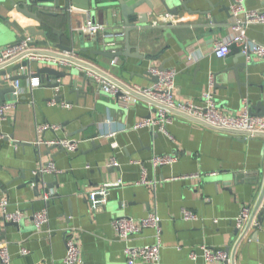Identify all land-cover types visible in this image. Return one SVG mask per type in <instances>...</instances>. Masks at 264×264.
Wrapping results in <instances>:
<instances>
[{"label":"crops","instance_id":"1","mask_svg":"<svg viewBox=\"0 0 264 264\" xmlns=\"http://www.w3.org/2000/svg\"><path fill=\"white\" fill-rule=\"evenodd\" d=\"M149 1L153 9L145 3L138 8L146 14L142 24L145 30L133 32L131 43L138 44L141 52L160 53L158 58L139 65L134 58L111 60L89 52L80 57L103 66L127 84L141 86L153 83L141 73L163 63V68L177 70L176 100L199 101L203 92L210 91L228 114L238 113L244 105L249 106V101L261 97L262 58L247 61L235 45L222 59L213 54L216 40L234 34L222 9L229 7L230 0H165L176 13L168 11L160 0ZM132 2L126 0L127 4ZM209 3L216 5L210 14L216 22L211 26L199 12L208 9ZM244 4L248 9L264 11V0H245ZM164 13L174 16L173 20L158 21L157 16ZM9 14L19 28L35 25L14 10ZM154 21H158L157 28L149 29ZM245 35L249 42L264 45V23L247 26ZM240 63L246 66L239 70L237 79L232 72L229 78L218 74ZM40 65L33 63L30 72ZM46 79L44 76L33 86L28 79H20L15 107L0 118V200H7V211L20 210L24 215L18 226L9 225L0 208V241L7 243L11 264H67L66 236L75 240L81 264H232L205 260L202 245L226 250L234 264H264V134L250 137L215 130L180 116L166 124L167 133L150 127L134 128L140 118L154 115L145 102L124 106L114 96L102 93L94 82L87 84L85 97L77 98L67 86L46 87ZM44 123L57 124L60 129L39 131ZM55 137L77 140V149L68 152L55 148L45 153L48 145L44 141ZM15 140L23 143L16 144ZM169 154L176 157L171 164L152 165L153 155ZM48 162L56 171L42 175L40 194L35 195L32 185L25 181ZM142 169L154 186L137 184ZM231 175L234 178L227 188L222 181ZM45 184H51L47 194L43 192ZM103 184H107L105 194L92 204L88 192ZM258 200L261 205L254 214L258 226L250 227L234 248L236 218L244 206L252 209ZM41 208H46L48 220L37 230L32 214ZM183 209L196 217L184 218ZM152 211L160 219V260L131 262L124 254L125 246L151 243L153 230L144 228L121 240L111 221L119 216L138 220ZM22 248L28 252L21 254ZM191 252L196 253L195 259Z\"/></svg>","mask_w":264,"mask_h":264},{"label":"built area","instance_id":"2","mask_svg":"<svg viewBox=\"0 0 264 264\" xmlns=\"http://www.w3.org/2000/svg\"><path fill=\"white\" fill-rule=\"evenodd\" d=\"M244 2L245 0H230V23L234 34L228 39L216 40L214 42L213 54L216 58L222 59L227 56L231 51L232 45L239 47L240 52L244 55L247 61L252 60V58L261 59L264 57V45L249 42L245 35V28L247 26L255 23H264V11L248 9ZM173 18L174 16L169 13L159 14L157 16V20L163 22L173 20ZM158 21H154L153 24L156 25ZM98 28H100V26L88 23L85 31L94 32ZM31 40V36L26 35L25 39L17 44L1 47L0 66H5L11 61H20L22 59L39 63L72 64L70 60L55 54L59 53V51L29 45ZM75 58L80 62L78 65L79 69L85 71L86 75L93 79L94 83L101 91L112 96L119 93L118 100L124 106H127L132 102H145L149 109L154 112V115L152 116L137 120L133 125L134 128L150 127L167 133L165 128L166 124L172 122L174 117L180 116L199 122L215 130L238 132L250 137L264 134V116L249 114L247 105H244L243 109L236 114L225 113L218 106L214 94L210 91L203 92L200 95L199 101L176 100L173 94L177 73L175 68L170 67L161 69L156 65L150 66L147 71L149 74L156 76L157 81L148 86L137 84L130 85L114 76L107 69L103 68V66L85 58ZM28 80L31 86L40 83V78L37 76H30ZM13 86L15 88L14 95L16 99L0 104V118L5 117V114L15 107L17 98L21 92L20 79L14 80ZM48 129L55 132L60 129V126L52 123H44L38 127L39 131ZM44 142L46 145L59 143L68 152L76 150L78 146V141L70 139L69 137H55L52 140ZM175 158V156L170 154L153 155L151 157V163L155 167L171 164ZM113 164H115V162L112 160L111 165ZM53 171H56L54 164L48 162L46 165L41 166L38 170L34 171V173L35 175H43ZM182 177L185 178L187 176ZM120 182V180L117 181V183ZM137 184H149L154 186L155 183L146 177V172L142 169ZM106 190L107 184H103L89 191L87 197L92 204H95L99 196H103ZM97 196L98 198L96 199ZM43 199L47 200V195H44ZM260 203V200H258L257 204H255L252 209L250 206H244L241 209L239 216L236 218L238 234L234 243V248L240 243L250 227L258 226V221L255 219L254 214L261 205ZM6 205V199L0 200V208L4 220L19 222L24 217L20 210L12 212L7 211ZM181 213L186 219L196 217L195 214L189 210L183 209ZM47 220L46 208H41L32 214V222L37 230L41 229L42 225L45 224ZM249 221L250 226L246 229ZM111 225L115 229L118 238L121 240H126L129 237L140 233L144 228H151L153 230V241L151 243L138 246H125L124 254L131 262L136 260L154 263L159 262L161 251V227L160 219L156 212H149L146 216L141 217L138 220L129 216H119L112 219ZM65 245L66 253L64 261L67 264H81L79 250L72 236L65 237ZM200 249L201 255L205 260H222L225 263L231 261V263L234 264L233 256H231L226 250L214 249L204 245H202ZM27 252L28 251L25 248L21 249V254H26ZM196 256L195 252L190 253L192 259H195ZM0 264H11L7 243L4 241H0Z\"/></svg>","mask_w":264,"mask_h":264},{"label":"water","instance_id":"3","mask_svg":"<svg viewBox=\"0 0 264 264\" xmlns=\"http://www.w3.org/2000/svg\"><path fill=\"white\" fill-rule=\"evenodd\" d=\"M160 1L168 11L176 13L174 8L167 6L165 0ZM171 1L174 2L173 0L168 2ZM143 3L147 4L150 9L154 7L149 0H134L131 4H127L126 0H0V45L17 44L24 40L26 35H30L32 40L29 45L59 51L55 54L72 62L71 65L40 63L41 65L36 67L33 73L30 72L31 65L36 61L27 59L14 60L5 66H0V104L16 99L13 86L14 80L28 79L30 76H37L40 80H43V77L46 76L47 79L44 84L46 87L54 89L67 86L70 92L76 93L77 98L85 97L88 93L86 90L87 84H92L94 81L78 67L80 62L75 57H80L81 53L84 52L111 60L121 58L123 61H127L128 58H134L138 60L139 65L142 64L143 60L158 58L160 53L141 52L138 44L131 43L133 32H143L145 30L142 24L145 21L146 14L138 11ZM181 4L184 6V2ZM215 7L216 5L209 3L208 9L199 11L208 19L207 26H211L216 22L214 17L210 18V14ZM222 9L227 12L228 18H230L229 7L222 6ZM12 10L34 21L35 25H26L19 28L18 23L9 19V12ZM88 23L98 25L100 28L94 32L85 31ZM58 25H61V27L59 28ZM149 27V29L157 28L156 25H150ZM165 27L170 28L171 26L167 25ZM241 55L244 56L242 53ZM262 59L264 60V57ZM245 66V63H240L221 70L218 74L229 78L230 72H232L233 77L237 79L239 70ZM158 67L162 69L163 63ZM20 69H26L27 73H16ZM141 76L150 77L152 82L157 81V77L149 74L147 70L143 71ZM263 87L264 82L260 85L261 97L255 102H248L249 114L264 116ZM119 95V93L114 95V98L118 100ZM55 99L59 101V98L56 97ZM3 137L7 139L8 136ZM14 143L22 144L23 142L15 140ZM55 148L64 150L61 144L52 143L46 147L45 153ZM233 178L234 175H231L230 178H225L222 181L225 187H229ZM42 183V175H34L25 181V184L32 185L35 195L40 194L39 185ZM49 187H51V184H45L43 192L49 193ZM20 223L6 222V224L15 226ZM249 226L250 221L247 223L246 229ZM236 232H238L237 228Z\"/></svg>","mask_w":264,"mask_h":264}]
</instances>
